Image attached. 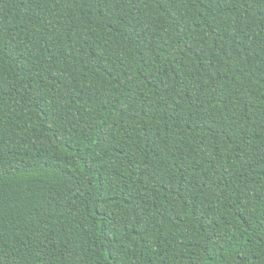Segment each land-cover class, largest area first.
<instances>
[{"label": "trees", "instance_id": "trees-1", "mask_svg": "<svg viewBox=\"0 0 264 264\" xmlns=\"http://www.w3.org/2000/svg\"><path fill=\"white\" fill-rule=\"evenodd\" d=\"M0 264H264V0H0Z\"/></svg>", "mask_w": 264, "mask_h": 264}]
</instances>
